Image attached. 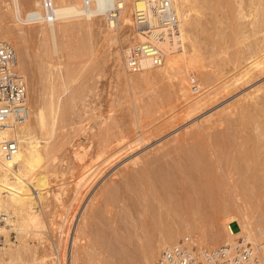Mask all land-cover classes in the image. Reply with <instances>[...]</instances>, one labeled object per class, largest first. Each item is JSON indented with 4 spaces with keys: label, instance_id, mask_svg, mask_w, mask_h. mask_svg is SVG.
Wrapping results in <instances>:
<instances>
[{
    "label": "bare ground",
    "instance_id": "1",
    "mask_svg": "<svg viewBox=\"0 0 264 264\" xmlns=\"http://www.w3.org/2000/svg\"><path fill=\"white\" fill-rule=\"evenodd\" d=\"M171 3L173 22L159 0H0V43L15 49L29 108L0 134L16 142L10 156L0 146V264H118L126 252L135 264H156L181 237L215 248L246 241L264 264V82L113 173L120 190L136 184L135 195L107 187L100 205L98 190L71 236L112 159L264 74V0ZM147 42L160 63L141 55L142 68L131 71L127 53ZM109 59L118 82L102 111L96 83ZM122 110L128 119L115 117ZM76 163L81 175L67 178ZM210 174L206 195L183 209L173 190L201 193ZM116 190L129 196L128 227L113 210Z\"/></svg>",
    "mask_w": 264,
    "mask_h": 264
},
{
    "label": "built area",
    "instance_id": "2",
    "mask_svg": "<svg viewBox=\"0 0 264 264\" xmlns=\"http://www.w3.org/2000/svg\"><path fill=\"white\" fill-rule=\"evenodd\" d=\"M163 8V17L167 22L175 21L171 0H159ZM33 12L28 18L35 19ZM140 26L146 22L140 19ZM150 57L152 64L161 61L160 49L152 42L146 45L133 46L126 55L127 66L133 71L142 68V57ZM24 76L17 68L15 49L10 43H0V134L10 126V121L20 122L28 117L27 91ZM2 150L8 156L16 149L15 139L0 142ZM1 245V241H0ZM156 264H263L258 250L248 242L238 241L236 244L209 247L199 244L192 238L181 237L177 242L168 244L161 251Z\"/></svg>",
    "mask_w": 264,
    "mask_h": 264
},
{
    "label": "rangeland",
    "instance_id": "3",
    "mask_svg": "<svg viewBox=\"0 0 264 264\" xmlns=\"http://www.w3.org/2000/svg\"><path fill=\"white\" fill-rule=\"evenodd\" d=\"M109 62V63H108ZM106 64V63H105ZM107 64H109V65H107V66H105L106 68H104V70L105 71H107V69H108V71L107 72H103L105 75H102L101 77H99L98 79H99V81L97 80V83H98V85H97V83H96V89H98L97 91L98 92H101L102 91V95H101V93H98V94H100V96H98V94L97 95H91L90 96V98H89V102H91L90 100H93L96 96H98V97H101V98H98L97 97V99H100V100H98L99 102H97V99H94L93 100V106L95 105V102H96V104H98L99 106L101 105V106H104V107H100V110H102V111H105L108 107H109V100H111V98H112V100H113V97H114V94L116 93V89H115V87L117 86V83L115 84L114 82H118L117 80H116V76H115V74H114V72H112L113 71V67L112 68H110V66H112L113 64H112V62H111V60L109 59V61H107ZM112 64V65H111ZM107 67H109V68H107ZM111 69H112V71H111ZM109 71H110V73H109ZM114 74V75H112V74ZM104 76V77H103ZM106 77V78H105ZM111 78V80L112 81H110L109 79ZM254 81V82H253ZM252 82H250L249 84H247L246 86H243V87H240V88H238V87H233L230 91H229V94H227V97L226 96H224L223 95V97H219V99H217V101H215V102H213L211 105H209L208 107H206V109L204 110V111H202L200 114H198V115H195L194 117L192 116V118L190 117L189 119H188V117H182L181 118V120H180V122H179V124L178 125H176V126H170V125H166V127L164 128V132L162 133V134H155V136H154V134H152L151 135V137H150V142H146L145 144H139V146L137 147V148H135V149H133V150H131V151H129V153L128 154H126L123 158H120L117 162L116 161H114L113 159V161L111 160V162H112V166H109V168H107V169H105V170H102L101 172H100V174H99V176L97 177V179H96V181H95V184H94V186L92 187V189L88 192V194L86 195V197L84 198V200L81 202V206L78 208V212H77V217H76V219H75V222H74V224H73V227H72V232H71V236H72V234H73V232H74V229H75V227L78 225V222H77V220H79L80 219V216L82 215V213H83V211H84V209H85V207H86V205L88 204V202H89V200H90V198L95 194V193H98L99 191H100V196H99V200H101V204L100 205H102L103 204V191L105 190V189H107V187L108 188H110L112 191L113 190H115V189H119L120 188V186H122V184H124L123 183V178L119 175L118 176V178L116 177L115 178V180L114 181H111V179H110V177H111V175L113 174V173H115L116 171H119L120 169H123V167H125V165L128 163V162H130V161H132L133 159H135L136 157H138V156H140V155H142V154H144V153H146L147 151H150L151 149H153L154 147H158L161 143H163L164 141H166L167 139H169V138H171V137H173V136H175V135H177V134H179V133H181L183 130H185L186 128H188V127H190L192 124H194L195 122H197L198 120H202V119H205V118H208L209 116H211L212 114H214V113H216L218 110H220V109H222L223 107H225L226 105H228V104H230L233 100H235V99H237L239 96H241L242 94H244V93H246V92H248V91H250L251 90V88H254V86H257V85H260V84H262L263 82H264V74L263 75H259L255 80H253ZM113 85H112V84ZM111 85V87H109ZM107 88V89H106ZM109 88H111V90H112V93H110L111 94V96H110V94H109V92H111V90L109 89ZM113 88V89H112ZM115 92V93H114ZM105 93V94H104ZM94 97V98H93ZM111 97V98H110ZM224 97H226V98H224ZM109 99V100H108ZM109 102H108V101ZM111 100V101H112ZM218 100H220L219 102H218ZM107 102H108V105H107ZM103 105H102V104ZM105 104V105H104ZM97 105V106H98ZM105 106L107 107V108H105ZM211 106V107H210ZM123 111H124V113H127L128 114V112H126L125 110H122V111H118L117 113H115L114 115H115V117L116 118H120L121 117V115L123 116V117H126L127 118V114H125L124 115V113H123ZM121 113V114H120ZM120 116V117H119ZM122 117V121H126L127 119L125 118H123ZM124 119V120H123ZM185 120V121H184ZM168 126V127H167ZM170 127V128H169ZM233 127V126H232ZM231 127V128H232ZM169 128V129H168ZM133 130V128H130L127 132H129V131H132ZM166 130V131H165ZM164 134V135H163ZM132 136H133V138H132ZM132 136L130 137V136H127L126 137V139H125V141H127L128 142V138H129V141L131 140H133L134 139V137L136 138V136H134V134H132ZM158 136V137H157ZM154 137V138H153ZM131 138V139H130ZM127 142H125V143H127ZM102 160V158H99L98 159V161H95V162H93V165L91 166V168L89 167V169H92V167H95V165H98V163H100V161ZM114 162V163H113ZM78 165V168H77V165ZM76 164H74V167H73V165L71 166V168L73 169H75V166H76V169L77 170H73V171H71V173H73V174H71V173H67V178H75L77 175L79 176V175H81V174H79L81 171H82V169H83V166H81V165H79L78 163H76ZM81 166V167H80ZM141 169V168H140ZM86 170H88V169H85L84 170V172H86ZM142 170V169H141ZM141 170H138L139 172L141 171ZM76 171V172H75ZM83 172V173H84ZM208 177V178H207ZM207 177H201L200 179H201V181H203L204 182V184L202 185V190H201V193H203V194H201L200 193V191L198 192V193H192V194H189V195H187L186 194V192L184 193L182 190L183 189H181V187H178L177 189H175V190H173L174 191V195L176 196V198L177 199H179V200H177V202H179V204L180 205H182L183 206V209H185V207H186V209L187 208H190V205L192 204H194V203H196V201L198 200V197H201V199H202V197H204L205 195H206V193H207V190L209 189V187H211L212 185H213V175L212 174H210V175H207ZM209 177H211V179L210 180H208L209 179ZM207 179V181H206V179ZM55 180V179H54ZM57 180V179H56ZM206 181V182H205ZM114 182V183H113ZM210 182V183H209ZM211 184V185H210ZM71 185V184H70ZM126 185V184H125ZM129 185V184H128ZM127 185V186H128ZM136 184H133L132 186H135ZM130 186H131V184H130ZM130 186H128L127 188L129 189V191H130V189H131V191H130V193H128L127 192V189H126V192L128 193V194H133L134 193V195H135V190H134V187L133 188H131ZM207 186V187H206ZM118 187V188H117ZM125 188H126V186H124ZM130 187V188H129ZM105 188V189H104ZM122 189H125V188H123V187H121ZM204 188V189H203ZM132 189H133V193H131L132 192ZM136 189V188H135ZM99 190V191H98ZM117 190H116V192H115V194H114V197H116L115 198V200H116V207H113L114 209V213L116 212V213H118V214H116V216H121V218L123 219H121V218H118V219H121L120 220V222H121V224L123 225H121L123 228H124V225H125V227H128V221H129V219H128V216L126 217L125 215L123 216V213H122V210L124 209V210H127V209H129L130 208V206L128 205V203H126L127 201H126V199L129 197V196H126V195H128V194H124V193H126L125 191H123V190H120L119 189V191H118V193L120 192V191H123L124 193L123 194H119V196H118V193H117ZM177 190H180V191H177ZM203 190H205L204 192H203ZM180 193V194H178V196L179 197H177V193ZM122 193V192H121ZM182 193H184V195H182ZM116 194H117V196H116ZM121 195H122V197H121ZM137 195V194H136ZM199 195H201V196H199ZM188 196H189V198H188ZM119 197V199H117ZM120 197L121 198H123V199H120ZM125 197H127L126 199H125ZM180 197H181V199H180ZM186 197V198H185ZM183 198H185V199H183ZM189 199V200H188ZM191 199V200H190ZM195 199V200H194ZM118 200V201H117ZM120 200L121 201H123V202H120ZM124 200L126 201L125 202V204H126V206H127V209H125L126 207L124 206L125 204H123L122 205V203H124ZM182 200H183V202L184 203H182ZM190 201H192V202H190ZM195 201V202H194ZM119 202V203H118ZM188 202V203H187ZM186 203H187V206H186ZM190 204V205H189ZM141 206L140 205H138V207L136 208V207H134V209H137L136 210V212L139 210V208H140ZM129 211H130V209L126 212L125 211V213H126V215L129 213ZM133 214L135 215V217L137 216H139V215H137V213H135V210H133ZM124 217V218H123ZM79 218V219H78ZM126 218V220L124 221V219ZM99 219H101V218H96V219H94V220H96V222L98 221ZM128 220V221H127ZM100 221V220H99ZM119 221V220H118ZM120 222H117L118 224H120ZM128 225H127V224ZM127 225V226H126ZM99 226V225H98ZM98 226H96V227H98ZM102 226V225H101ZM119 226V227H118ZM117 226V224H115V227L116 228H121L120 227V225H118ZM104 227V226H103ZM103 227H102V229H103ZM106 227V226H105ZM122 228V229H123ZM97 229H99V227L97 228ZM101 228L99 229V230H102ZM105 229V228H104ZM122 229H119V232H121V234L123 233V231H121ZM127 229V228H126ZM118 230V229H117ZM115 233V235H117L116 234V232H114ZM112 235V234H111ZM113 237H114V235H112ZM119 237H120V235H118ZM117 236V238L116 239H119V237ZM114 241H115V239H113ZM1 246V245H0ZM118 247H122V245H118ZM124 257H120L119 259H121V260H119V263H121V264H135V262L138 260V258H136L134 255H132V256H130L129 255V253H123L122 254ZM107 257H109V255H106ZM118 263V264H119Z\"/></svg>",
    "mask_w": 264,
    "mask_h": 264
}]
</instances>
